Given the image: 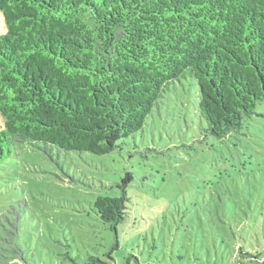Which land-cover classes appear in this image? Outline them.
I'll return each instance as SVG.
<instances>
[{"label": "trees", "instance_id": "16d2710c", "mask_svg": "<svg viewBox=\"0 0 264 264\" xmlns=\"http://www.w3.org/2000/svg\"><path fill=\"white\" fill-rule=\"evenodd\" d=\"M0 15V161L16 143L109 154L186 74L216 139L239 134L264 101V0H0ZM228 171L207 175L217 184ZM132 180L126 172L118 195L94 200L114 232ZM16 234L1 214V251H18Z\"/></svg>", "mask_w": 264, "mask_h": 264}, {"label": "rangeland", "instance_id": "374dc122", "mask_svg": "<svg viewBox=\"0 0 264 264\" xmlns=\"http://www.w3.org/2000/svg\"><path fill=\"white\" fill-rule=\"evenodd\" d=\"M197 101L186 74L166 88L142 129L106 155L11 146L0 161V215L16 219L18 251L0 250V264H73L88 256L105 264H260L264 101L239 134L220 140L204 131ZM208 170L235 171L216 184ZM126 172L133 175L128 215L114 232L93 203L118 195Z\"/></svg>", "mask_w": 264, "mask_h": 264}]
</instances>
